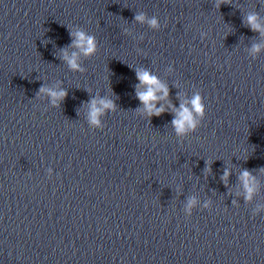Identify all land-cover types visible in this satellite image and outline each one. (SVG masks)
<instances>
[{"label":"clouds","instance_id":"obj_1","mask_svg":"<svg viewBox=\"0 0 264 264\" xmlns=\"http://www.w3.org/2000/svg\"><path fill=\"white\" fill-rule=\"evenodd\" d=\"M135 20L139 23H147L151 28L157 29L159 28V22L156 17L148 18L144 13L137 14L135 16ZM247 25L252 28L253 31H260L264 34V27L258 22L257 14H250L247 17ZM70 35L74 38L72 47H75L79 50V53L73 52L71 56L68 55L67 51H64L63 59L68 64L69 68L75 71H83L80 68L78 63L79 54H83L85 57H90L95 55L97 51V43L94 36L89 35L83 30L76 29L70 32ZM260 50L259 45L253 46V53H257ZM137 79L140 84L137 86V98L143 104V110L147 113L148 116H159L165 112V108L163 106L157 108L156 102L160 100H165L169 95L168 88L162 84L158 78L152 75L147 70H138ZM143 86L144 91H140L139 88ZM41 93H47L51 98V103L53 105H57L58 101L62 100L66 96V91L64 90H53L50 88L41 87ZM158 92H162L163 95H157ZM191 107L189 108L186 103H181L180 108L177 110L173 108L174 119L172 120V124L175 128V132L177 135L183 136L190 131H194L199 124V120L195 119V116L203 117L204 115V105L202 103V98L199 94L195 95L190 101ZM115 105L110 99H92L89 103V113L88 119L92 126L96 128H100L101 122L99 117L104 114L106 110H114ZM228 176V171L225 170L224 177ZM240 180L243 183L246 192L247 199H251V195L254 192V178L248 171H244ZM195 201L190 200L188 203V209L194 205Z\"/></svg>","mask_w":264,"mask_h":264}]
</instances>
